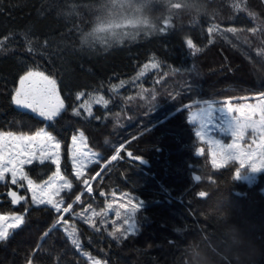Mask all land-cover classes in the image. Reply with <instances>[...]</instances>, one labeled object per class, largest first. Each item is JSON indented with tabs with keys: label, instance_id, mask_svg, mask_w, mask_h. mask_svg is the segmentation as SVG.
<instances>
[{
	"label": "trees",
	"instance_id": "1",
	"mask_svg": "<svg viewBox=\"0 0 264 264\" xmlns=\"http://www.w3.org/2000/svg\"><path fill=\"white\" fill-rule=\"evenodd\" d=\"M192 2L170 14L167 27L98 44L84 37L97 27L105 0H0V131L45 127L62 144L61 168L72 182L67 213L34 205L24 190L18 195L25 199L13 204L8 193L17 186L0 182V214L24 217L0 241V264H89L90 257L105 264H187L190 242L220 240L207 206L213 188L225 189V206L264 246V175L247 182L238 177L237 161L214 166L190 119L196 102L264 94V0ZM30 70L58 80L65 107L49 122L12 102ZM95 97L104 101L91 107ZM78 132L99 156L80 178L69 159ZM55 170L51 161L25 167L35 183Z\"/></svg>",
	"mask_w": 264,
	"mask_h": 264
},
{
	"label": "snow or ice",
	"instance_id": "2",
	"mask_svg": "<svg viewBox=\"0 0 264 264\" xmlns=\"http://www.w3.org/2000/svg\"><path fill=\"white\" fill-rule=\"evenodd\" d=\"M119 7H126L128 15L120 12L104 18L93 32L84 37L86 42L97 39L100 34H108L106 38L116 39L123 35L117 29H121L126 25L135 27L136 24L145 22L135 17L127 6L121 4ZM2 43L0 42V45ZM187 46L189 48L195 47L190 39L187 41ZM199 50V48H196L197 52ZM153 67H156V65H153ZM79 95H83V93ZM12 102L20 109L31 110L32 113H36L48 120L57 117L64 108V101L60 99L56 88V81L44 75L43 72L38 71H28L20 77L19 87L14 91ZM228 111L231 113L238 111L240 113L238 118L234 117V139L231 144L226 147L220 145L211 153L213 165L217 166V158H219L222 161H238L241 168L246 164L251 166L253 170L264 168V94H262L259 102L256 104L245 105L235 110L228 107ZM89 115H91L90 111ZM248 129L252 130L254 139L247 148H242L239 141L243 139ZM198 135L200 136L201 133H198ZM76 143L77 141L74 138L73 144L76 145ZM59 147V143L54 142V138L42 130L37 131L34 135H17L13 132H0V182L5 181L8 174L11 176V183L13 185L18 184L20 181H26L27 190L31 192V201L34 205H51L56 212H59L62 201H56L55 197L59 196L60 192L65 188H71V183L68 181H65L64 184L58 183L59 180L64 179L60 175L58 153L55 154L53 160L56 164V173L54 178L49 181L38 185L29 179L23 171V166L30 163L31 155H34V153H30V149L38 148L42 155H47L50 149L54 148L58 150ZM200 152L202 153L203 149H200ZM73 157H78V159H74L73 163L77 166L76 175L79 176L81 175L79 169L83 167L84 161L88 159V154L80 151L79 148H74ZM112 159L115 160L116 156H113ZM196 179L200 181L201 177L198 175ZM21 187H24V185H21ZM88 191L91 192V188ZM8 195L11 197L13 204H18L25 199L24 196L18 195L16 191H10ZM207 195L208 193L205 191L198 192V196L201 198H205ZM77 200H79V196H77ZM64 211H68V209L66 208ZM136 211V206H133L132 213ZM116 215L119 216L120 213L117 212ZM23 222L24 217L22 215L11 217L0 215V241L7 240L10 235L9 229L18 228ZM129 230H134L133 223H129ZM69 235L71 236L72 233H69ZM72 243L79 246V242L76 239H73ZM29 264H31V261H29Z\"/></svg>",
	"mask_w": 264,
	"mask_h": 264
},
{
	"label": "rangeland",
	"instance_id": "3",
	"mask_svg": "<svg viewBox=\"0 0 264 264\" xmlns=\"http://www.w3.org/2000/svg\"><path fill=\"white\" fill-rule=\"evenodd\" d=\"M105 3H106V6L103 5L101 8L102 10H105V12H103L102 16H100V18L97 20V27L100 25L102 20L104 18H107L109 15H116L120 12H123L125 15H128L126 7L125 8L119 7V5L121 4L127 6L128 9H131L132 14L135 17H138L140 20L145 21V22L136 24L135 27H133L132 25H126L125 27L121 29H117V31L122 33L123 35L119 36L116 39H108L106 38L108 34H100L98 38L94 40V42L98 44H104L108 42L121 43L124 40L130 41V40L137 39L138 37H140V32L142 30L144 31V34H145V30L153 27V25L154 26L158 25L159 27H165V26L167 27L168 24L170 25V16H169L170 14L176 13L175 11H177L181 7L182 8L184 7L183 9H187L195 5V3L192 2V0H105ZM152 69H154L152 65L147 66L146 68L144 67L141 73L139 74V78H142L144 74L146 75V73ZM30 71H38V70H30ZM38 72H42V71H38ZM44 75L56 81L57 91L59 93L60 99L63 100L60 94L58 80L54 78L53 76H50L46 73H44ZM18 87H19V83L16 88ZM261 96L262 95H258L255 97H251V96L243 97L242 101H233L231 98H229V99L220 100L222 102L208 100V101H199L195 103L197 104V106H195V108L192 110L190 114V119H191V122H193L196 125L197 133H201L200 137L209 144L211 162L213 160L211 153L215 151L216 148L219 147L220 145H223L226 147L227 145L231 144L234 139V130H235L234 117L238 118L240 113L238 111H233L231 113L228 111V107H231L235 110L245 105L256 104L259 102V99L261 98ZM89 101L91 103V107H93L95 104H102L104 99L101 97H95V98L89 99ZM64 107H65V102H64ZM28 111L31 112V110H28ZM257 119H258V115H257ZM46 121L49 122L51 120L46 119ZM41 130L51 135L54 138V142L59 143L60 147L58 150L54 148L50 149L47 155H42L38 148L30 149V153H34V155H31V162L23 166V171L25 172V167L33 162L51 161L52 163H54L53 160L55 158V154L58 153L60 175L64 178L63 180H59L58 183L64 184L65 181H68L71 183V187H72L71 179L65 174V172L61 168L62 152H63L61 142L54 135L49 133L45 127H43ZM41 130H38V131H41ZM0 132H6V131H0ZM35 133L20 132L16 134L17 135L19 134L34 135ZM74 138L77 141L76 145L73 144ZM226 138L227 140H225ZM253 139H254V136H253L252 130L248 129L245 132L243 139H241L239 143L242 148H247ZM74 148H79L80 151L88 154V159L84 161L83 167L79 169L81 172V175L79 176L76 175L77 166L73 163L74 159H78V157L77 158L73 157ZM69 159H70V163L73 168L74 175L80 178V177H86L85 175L88 172L89 165H91L94 162H98L99 156H98V153L88 145L85 135L82 132H78L74 134L71 138L70 146H69ZM228 162H231V160L222 161L219 158H217L216 167L225 165ZM55 173H56V170L46 181H49L50 179L54 178ZM237 174L240 179L247 181V182H252L257 176L264 175V168L259 169V170H253L251 166H248L246 164L242 168L239 167V171ZM5 180L11 183L10 174L6 176ZM43 183L44 182L36 183V184L39 185ZM84 184L86 185L85 189H88L90 187V182H87ZM21 185H24V187H21ZM16 186L17 187L16 189H14V191H16L17 194L18 192H20V190L28 191L26 181H20L18 184H16ZM70 190L71 188H65L63 191L60 192L59 196L55 197L56 201L58 202L62 201V203L60 204L61 213L69 212L72 207V204L69 205L70 207L66 206L65 204V198L68 197V196L66 197V194ZM28 192L31 197V192L30 191ZM48 206H51V205H48ZM66 208L68 209V211H64V209ZM109 209L110 210L113 209V206L111 204L108 206V210ZM129 213H131V215L134 214L132 213V210ZM0 215L11 217V216H15L16 214H0ZM64 223L69 225V222L67 221H64ZM11 231L12 229H9V232ZM69 233H72V235L74 236L72 230L68 231V235ZM72 239L74 238L72 237ZM97 262L98 264H105V262H103L100 259L98 260L92 257L89 258V264H97Z\"/></svg>",
	"mask_w": 264,
	"mask_h": 264
},
{
	"label": "clouds",
	"instance_id": "4",
	"mask_svg": "<svg viewBox=\"0 0 264 264\" xmlns=\"http://www.w3.org/2000/svg\"><path fill=\"white\" fill-rule=\"evenodd\" d=\"M210 221L216 225L220 240L211 244L200 239L187 247V264H261L264 246L253 239L243 223L238 222L225 206V189L209 192Z\"/></svg>",
	"mask_w": 264,
	"mask_h": 264
}]
</instances>
